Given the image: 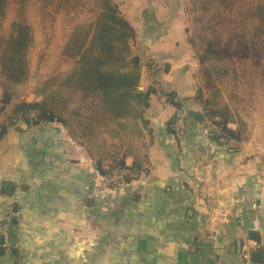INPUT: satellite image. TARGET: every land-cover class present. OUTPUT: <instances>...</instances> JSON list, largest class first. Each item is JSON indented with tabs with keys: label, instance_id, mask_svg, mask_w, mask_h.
<instances>
[{
	"label": "crops",
	"instance_id": "1",
	"mask_svg": "<svg viewBox=\"0 0 264 264\" xmlns=\"http://www.w3.org/2000/svg\"><path fill=\"white\" fill-rule=\"evenodd\" d=\"M114 2L139 61L134 90L131 66L121 72L130 87L95 91L92 122L27 126L0 114V219L9 206L17 213L0 264H244L246 250L263 261L262 149L219 145L188 116L201 115L187 104L200 83L184 0ZM110 165L144 180L111 191Z\"/></svg>",
	"mask_w": 264,
	"mask_h": 264
},
{
	"label": "rangeland",
	"instance_id": "2",
	"mask_svg": "<svg viewBox=\"0 0 264 264\" xmlns=\"http://www.w3.org/2000/svg\"><path fill=\"white\" fill-rule=\"evenodd\" d=\"M114 1L89 0L77 11L68 12L56 11L54 7L42 12L35 0L26 1L25 14L33 38L26 56L28 75L23 84L7 87L0 74L2 93L5 89L11 94V102L0 110L6 122L13 123L12 118L9 120L10 111L13 103L19 102L44 103L55 120L77 121L83 115L92 122L97 106L92 101L98 94L84 87L92 80L79 77V61L90 46L102 13L114 10L123 21ZM184 2L187 37L197 59L204 60L201 64L198 60L200 85L199 97L196 95L195 98L203 106L198 112L207 127L217 126L225 131L220 126L225 120V128L233 131L236 137H229V143H240L248 148L259 146L264 160V12L260 16L254 15L256 7H264V0ZM15 15L16 0H7L0 36L10 34ZM120 27L131 32L127 24ZM122 46H116L112 52H98L97 68L117 78L132 66L133 72L129 74L140 76L139 61L134 65L135 56L127 49L122 50ZM28 112L39 115L38 110ZM212 112L215 117L210 114ZM117 166L125 165H110L105 176Z\"/></svg>",
	"mask_w": 264,
	"mask_h": 264
},
{
	"label": "trees",
	"instance_id": "3",
	"mask_svg": "<svg viewBox=\"0 0 264 264\" xmlns=\"http://www.w3.org/2000/svg\"><path fill=\"white\" fill-rule=\"evenodd\" d=\"M28 0H16V15L11 23V32L7 37L0 36V74L3 77L5 86L14 87L23 84L28 75L27 66V52L32 46L33 38L31 35L30 26L27 16L25 14V5ZM39 9L43 12L47 8L54 7L56 11H77L86 1L89 0H35ZM227 0H225L226 2ZM7 0H0V23L6 16ZM255 14L260 16L264 12V7H256ZM114 10L108 13H102L97 20L95 31L92 34L91 43L89 48L80 56L79 64L81 66L79 77L84 80H92V82L84 87L87 90L100 91L101 93L114 92L117 89L130 87L129 77L120 76L113 78L109 74L102 73L97 66L99 61L97 53L100 54L112 52L118 45H123L122 50L126 49L127 39L130 37L131 32L120 27L126 25ZM264 16V14L262 15ZM264 19V17H262ZM96 54V56H95ZM199 63L204 60L198 57ZM138 59H133V64L137 65ZM92 65V66H91ZM127 83H126V81ZM136 75H132V89L136 86ZM83 87V88H84ZM199 97V91L197 93ZM11 102V94L4 89L0 97V110L5 109ZM38 110L39 122L31 123L24 121L23 125L37 124L40 121H52L55 119L54 114H48L45 109L44 103H26L19 102L13 103L9 120H20L28 110ZM215 117V113H210ZM12 118V119H11ZM12 123V122H11ZM10 123V124H11ZM220 125V123H217ZM225 120L221 123L230 138H236L235 133L225 128Z\"/></svg>",
	"mask_w": 264,
	"mask_h": 264
},
{
	"label": "built area",
	"instance_id": "4",
	"mask_svg": "<svg viewBox=\"0 0 264 264\" xmlns=\"http://www.w3.org/2000/svg\"><path fill=\"white\" fill-rule=\"evenodd\" d=\"M188 106L194 111L202 110L203 106L197 99H189L187 101ZM37 112L25 113L21 118V122L24 121H37ZM20 121V120H19ZM173 136L177 140H181L187 131L186 113L178 111L174 117L172 123ZM208 133L210 137L219 145H226L229 143L230 138L225 131L218 128L217 126L208 127ZM144 171L129 165L114 167L106 176L105 184L111 191H119L125 188L132 187L133 185H140L144 179ZM17 217V213L9 206L3 212L0 219V238L2 242L0 245L6 250H10L11 246L8 242V233L11 228L12 220ZM244 264H264V260L260 263L252 261L250 258V251L246 250L243 253Z\"/></svg>",
	"mask_w": 264,
	"mask_h": 264
},
{
	"label": "water",
	"instance_id": "5",
	"mask_svg": "<svg viewBox=\"0 0 264 264\" xmlns=\"http://www.w3.org/2000/svg\"><path fill=\"white\" fill-rule=\"evenodd\" d=\"M188 116L193 118V119H196L198 121H203V117L199 114H196V113H188ZM7 188H10V185L7 186ZM0 242H2V238H0ZM260 253H257V252H254L252 254V260L255 261V262H261V259H257L256 257H260Z\"/></svg>",
	"mask_w": 264,
	"mask_h": 264
}]
</instances>
